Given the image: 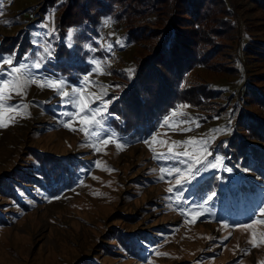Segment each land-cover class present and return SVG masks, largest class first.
Masks as SVG:
<instances>
[{"label": "rangeland", "instance_id": "374dc122", "mask_svg": "<svg viewBox=\"0 0 264 264\" xmlns=\"http://www.w3.org/2000/svg\"><path fill=\"white\" fill-rule=\"evenodd\" d=\"M54 1L0 0V181L14 180L17 171L30 167L33 154L44 151L80 156L87 172L57 196L42 195L40 187L23 189L27 205L0 193V264H264V204L250 222L233 226L184 198L194 179L214 167L229 170L220 143L236 133L237 111L210 115L213 99H219L211 96L209 108L180 105L145 141L122 138L84 104L95 93L114 90V81L160 37L128 45L125 18L107 16L99 24V41L104 47L113 43L112 58L87 74L93 77L87 86L67 83L49 62L54 60L51 41L58 39ZM228 2L239 36L264 33L261 13L251 2ZM160 22L157 28L165 19ZM142 25L155 28L152 22ZM229 32L221 59L231 65L238 41L233 29ZM244 67L247 77L264 85V63L251 60ZM234 75L196 71L186 85L199 79L223 82L241 110L244 94ZM66 117L59 128L56 122ZM144 228L152 238L160 235L145 261L118 253L114 233Z\"/></svg>", "mask_w": 264, "mask_h": 264}, {"label": "trees", "instance_id": "16d2710c", "mask_svg": "<svg viewBox=\"0 0 264 264\" xmlns=\"http://www.w3.org/2000/svg\"><path fill=\"white\" fill-rule=\"evenodd\" d=\"M248 1L260 11L264 22V0ZM50 7L58 11L54 25L58 39L51 41L54 60L49 62L61 79L79 87L87 86L90 77L87 74L102 69L107 59L112 58L113 43L106 42L109 45L104 47L99 41V24L107 16L125 18L128 45L160 37L157 44L147 48L146 56L135 67L122 72L114 81V90L95 93L83 107L93 111L127 141L150 138L180 105L199 110L209 108L206 104L211 96L219 99H213L216 105L210 115L229 117L237 111L236 133L226 144L220 143V154L229 170L214 167L206 176L194 179L185 188L184 198L221 223L238 226L250 222L264 204V85L253 75L247 77L244 63L250 64L251 60L264 63V33L239 36L228 0H55ZM161 18L165 19L164 25L157 28ZM151 22L155 26L153 30L142 25ZM262 27L264 31V24ZM232 29L238 48L231 56V66L221 57L223 41L230 38ZM139 45L145 46L144 42ZM203 70L235 73L236 87L244 94L241 110H236L237 100L230 98L231 93L226 94L228 88L223 82L199 79L189 87L186 85L192 74ZM60 101L56 103L62 110ZM69 117L56 122L58 127H65ZM32 156L30 167L17 171L14 180L0 181L1 194L27 205L28 197L23 189L33 186L32 192L40 187L42 195L57 196L76 186L87 172L80 156L52 151ZM20 193L24 196L18 197ZM152 235L144 228L113 236L118 253L125 252L134 261L143 262L159 245L153 240L160 235L154 233L153 238Z\"/></svg>", "mask_w": 264, "mask_h": 264}]
</instances>
